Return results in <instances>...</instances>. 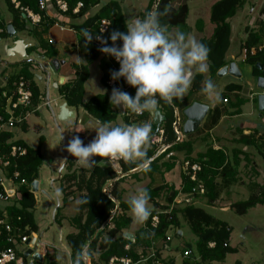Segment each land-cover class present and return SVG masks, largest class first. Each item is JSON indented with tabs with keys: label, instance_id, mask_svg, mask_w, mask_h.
<instances>
[{
	"label": "trees",
	"instance_id": "obj_1",
	"mask_svg": "<svg viewBox=\"0 0 264 264\" xmlns=\"http://www.w3.org/2000/svg\"><path fill=\"white\" fill-rule=\"evenodd\" d=\"M5 1L8 9L14 14V16L16 14L15 18L20 17L22 14L21 11L14 7L11 0ZM17 1L21 7H27L34 12L42 14L38 5L39 0ZM65 1L68 5V11L66 13L70 14L78 2L82 3V7L78 13H82L86 11L88 7L97 4L100 0ZM154 2L155 0H149L148 7L142 14L141 19L151 10L160 11L163 13L160 18L161 23L167 30L175 28L176 31L177 29L182 30L188 35L189 27L186 24L188 11L186 6L172 9L168 6L170 0H159L156 7L152 9ZM245 3L246 0H218L213 3L210 8V21L214 25L213 34L210 38L201 39L199 42L204 43L209 48L207 62H209V74L211 75L217 73L226 64L225 55L229 48L231 36V26L227 20L233 17L236 11L242 8ZM260 13L261 16H263V24L264 8L261 9ZM102 18L109 19L110 26L105 33L99 34L97 24ZM82 28H89L88 31L90 34L95 36L99 35L103 39H107L113 30L126 32V22L121 12L119 2H110L109 4L107 3L102 6L100 12L86 21ZM4 34L5 32L3 29L0 33V37L4 36ZM95 36L90 42L85 41V36L80 38L78 41V47L84 56L85 63L74 65V78L62 84L58 88L57 93L65 100L68 106L75 108L81 107L97 122H108L111 124L115 123L119 115L118 108H114L109 102V96L112 89L119 88L132 96L135 94V89L128 86L123 78L115 81L114 86L108 85V82L111 80L110 73L119 69V63L115 62L114 58L111 56L108 60L103 58L104 54L99 51V48L103 45L100 41L95 39ZM261 36L262 33L259 35L258 33L249 32L244 48L249 49L258 44ZM111 44L112 42L109 40L108 45L111 46ZM120 44L121 41L117 40L116 45L119 46ZM261 53L262 52H258V54ZM256 54L254 56H256ZM257 58L258 57L252 58L250 59L251 61H249L253 64V72H257L258 70L254 66L256 61H258ZM96 60H99V66L102 70L100 82L107 89V92L93 95L83 101L84 84L89 77V66ZM20 77H23L30 83V88L32 90V106L36 107L40 103V94L34 83L33 75L25 67L22 72L10 77L5 87H0V110L5 102V98H3L1 94L2 91L7 90L10 94L12 90V82L19 80ZM202 80V75H196L191 82L192 88L198 89ZM236 87L238 86L228 85L227 89L231 90ZM178 103L179 99H175L171 105L159 101V105L164 109V121L160 127L163 129V141L171 145L161 153L162 155H159L147 165V170L144 168L142 171L145 174L151 175L152 172L160 173L162 169L169 170L173 167V162L168 163V161L173 158L180 159L182 164L184 161L197 163L200 166V171L197 172V178L199 181L203 182L205 192L202 195H197L194 200L197 199V197H200L202 203L198 205L194 203L177 205L169 215H160V222L156 228H137L134 232V241L132 242L124 236V230L129 229L134 217L128 215V213H131L127 203L128 199L126 201L122 200L120 197L121 193L118 191L120 182L123 180L124 176L117 177L118 175L116 171L111 166H94L91 169L76 166L69 155L64 165L66 173L62 174L60 178V189L63 198L66 199L69 196H72L75 197L77 201L81 198L88 199V203L86 204L77 203L78 214L70 221L76 230L75 233H70L66 237L68 246L71 245L69 247L71 257L74 255L78 246L92 236H94L95 239L92 240L91 248L86 254V258L88 259V262L90 261V264H108L109 259L113 256H127L135 263L139 260L140 255L147 254V250L152 243L155 244L157 256L161 257V249L157 247V241L164 240L165 234L171 225L175 228H180L183 222L188 225L189 230L196 237V248L199 262H219L225 259L227 253H233L236 251L229 246L231 227H229L228 223L219 219V217L210 214L201 205L207 204L208 206H213V203L222 193L217 189H222V186H228L237 181L236 170L239 166L237 156L240 152H233L232 159H229L223 149L207 147L203 153L201 152L196 156H193V140H185L183 138L181 141H175L176 135L173 132L172 123L175 120L174 108L176 109ZM125 111L126 115L123 118V125H131L134 121L142 119L146 114L135 115L130 111ZM220 116L221 111H219L218 108L213 109L209 126L217 123ZM27 128L28 126L25 120L20 125L19 129L26 131ZM154 129L155 127L152 128V133ZM194 132V134H199L201 130L195 129ZM194 134L187 133L185 135L190 137ZM12 138V131H0V157L2 159H9L10 166L7 168L8 172L11 173L12 170H18L20 174L19 178H24L26 183L18 185L16 195L6 203L5 207L9 222L19 228L20 235H29L31 232H37L38 230L33 214L36 200L34 194L31 192L30 184L32 181L38 179L43 155L39 148H33L26 145L21 140H12ZM202 138L203 136L200 137V139ZM12 144L25 147L27 149L26 155L17 157L8 156L9 148ZM170 152H174V155H168ZM152 155V150L147 151L148 158ZM167 155L168 157H166ZM163 158H166L167 160L162 161ZM139 164H141L140 161L130 163L128 161L124 162V160H120V172L127 173L139 166ZM217 178H220L219 183H217ZM181 180V189L183 192L190 191V189L196 185V182L190 180L189 176L183 171ZM17 181H19V179ZM109 182L111 183L107 186L108 192L105 193L103 192V189ZM254 187L258 189L259 192L251 191L252 194L248 199L236 201L231 204V209L237 214L243 215L249 208L257 205H264V184L250 185L251 190H253ZM144 189L147 190L150 197L149 202L152 203L151 213L155 212L159 207L161 209L169 207L178 191L175 190L172 185H162L157 187H150L148 185ZM115 201H117L118 205L116 212L113 214L112 211L116 207ZM159 201H162L163 204L160 205ZM0 204L3 205V203ZM1 213L0 209V215ZM57 215L58 213L56 211L54 216L55 222L57 221ZM18 217L19 219L17 220ZM106 236L110 238V243H105ZM210 242H213L214 246L209 247L208 244ZM125 245L129 246L127 250L125 249ZM4 246H6V243L1 239L0 248ZM93 253H97L99 262L95 261ZM163 262L164 264H173V260L170 258ZM146 264H150V261Z\"/></svg>",
	"mask_w": 264,
	"mask_h": 264
},
{
	"label": "crops",
	"instance_id": "obj_2",
	"mask_svg": "<svg viewBox=\"0 0 264 264\" xmlns=\"http://www.w3.org/2000/svg\"><path fill=\"white\" fill-rule=\"evenodd\" d=\"M115 1L119 2L120 4L121 12L124 16L126 24L132 23L136 19H141V16L147 9L149 3V0H133L131 3L128 0H100L97 4L88 7L86 11L82 13H78L80 10L79 8L77 12L72 11L70 14H67L59 11L53 0H43L45 6L44 9H40L42 14L34 12L30 9L34 14H39L41 17L39 23H32L30 19L22 14L20 17L15 18L16 14L14 16V14L8 9L6 1L5 6L0 2V27L4 29L5 32L4 36L0 37V87H5L10 77L19 74L26 67L33 75L34 83L39 90L40 98H42L40 99V103L38 105L45 103L47 107L48 100L46 98L49 97L50 103H54L56 101L58 105L62 106V103H64L65 100L58 95V88L62 84L74 78V65L85 63L84 56L78 47V41L80 38L85 36V33H89V28H82V26L86 21L99 13L102 9V6L107 3L109 4L110 2L114 3ZM198 1L199 0H170L168 6L172 9H178L181 6L187 7L188 13L186 24L189 27L188 36L199 42L201 39L210 38L213 34L214 25L210 21V8L212 4L218 0H204L205 2L202 4L198 3ZM262 8H264V0H246V3L243 5V7L236 11L237 15H234L227 20L231 26V36L229 48L225 55V66L234 64L238 72L236 74L235 72L232 74L226 72L220 75L217 73L211 75L209 74V62H207V70L202 73L196 68L188 66L189 70L192 71V80L198 74L203 76V80L198 89L192 88L191 84L189 90L183 95L182 98L179 99L176 109L174 108L177 113V118L179 124L181 125V129H183V125L187 120L184 114L185 109L194 102L206 105V114L196 128V130L200 129L201 132L199 134H194V130L190 132L191 134H194L190 137L184 134L185 140L190 139L194 141L192 145V155L196 156L198 153H203L207 147H212L213 149H223L228 155V158L232 159L233 152L239 151L240 154L237 156L239 166L236 170V177H239L238 172H240L241 168L244 169V167L248 166L250 169H252V176L249 180L251 183L257 185H262V181L260 180L262 176V170L260 166L262 164L260 163L259 165L255 163V158L257 154H261L264 160V153H261V151L258 149L260 142L261 146L264 144V133H262L263 129L261 127L252 122L251 116L256 111L264 112L258 108L257 99L258 95L264 92V90L258 86V78L264 77V73L260 69H258L257 72H253V64L249 61H251L250 59L252 58L258 57V61H256V63H264V38L261 36L258 44L250 47L253 48L257 45L262 46L263 50L261 51V54H258L257 52L256 56L253 55L249 58L247 57L246 59L243 53V48L249 32L258 33L259 35L262 33L261 28L263 24L260 13ZM8 25L13 27L14 33L12 36L7 34L6 27ZM60 27H63L64 29H60ZM53 31H56L57 35H55ZM168 32L172 37H174L176 29L171 28L168 30ZM109 57L110 56L105 54L103 55L105 60H108ZM53 63L56 64V67ZM93 63H97L98 70H95V77H91V72L89 69V77L84 84L83 101L93 96L87 94L86 86L92 81L93 78L100 82V78L102 76L99 60H96ZM93 63L91 65H93ZM97 71L99 73H97ZM209 79L216 84L217 91L219 93L218 100L215 98L208 99L201 92L204 82ZM38 81L44 83L45 86L43 91L37 83ZM228 85H236L238 87L230 90L227 89ZM50 89H54L53 97H50ZM104 92H107L105 87ZM228 94L235 95L237 100L232 101ZM224 98L228 99L227 102H223ZM159 108V112L154 117L146 113L142 119L132 123L140 124L147 121L152 124V128L155 127L147 147V151H153V155L150 157V162L159 155H162L160 152V147L167 146L168 149L171 145L165 143L163 141V137L161 138L160 143H151V138L155 134L156 130L161 129L160 127L164 121V109L161 108L160 105ZM215 108H218V110L221 111V116L217 123L209 126L211 114ZM63 110L64 112L62 113V117L64 118L61 123H58V126L64 127V129L61 131L66 133L68 138L67 141L72 138L73 133L78 134L77 136L81 135V137L83 136L85 138L86 136L92 137L91 140L94 138V129L98 127L99 124L95 119L89 116L83 108H75L67 105L66 108L63 106ZM58 111L59 110L57 109L55 113ZM118 111L119 115L117 120L115 123H111L113 126H123V118L126 115V111L120 108H118ZM42 112L43 108L33 113L39 115ZM26 123L29 128V123L27 120ZM19 131L22 130L19 129ZM202 136L203 138L200 139ZM44 144L45 140L40 137L37 141L38 146L36 148L40 149V147ZM64 149L65 145L64 148H61L60 145L56 143L55 148L51 147V151L53 153H47L46 151V156L43 157V161L44 158L47 157L48 163L50 165L55 164L54 166L57 167V173L65 160L66 151ZM168 155H174V152H170ZM168 155L166 157H168ZM70 158L73 160L76 166L86 167L88 169H91L94 166H111L116 171L118 175L117 177L124 176L123 180L120 182L118 190L121 193V199L124 201L135 195L137 192L143 190L148 185L150 187L172 185L175 190H178L182 186V162L180 159H170L168 163L173 162V167L169 170L162 169L160 173L152 172L151 175H149L142 171L145 167H143L141 164L127 173L120 172L119 161L122 159L118 158L107 160V158H101L98 156L93 157V160H95L96 163L90 166L77 163L76 160H74V157L71 155ZM102 159L104 162H101ZM166 160V158H163L162 161ZM137 161L139 160L132 161L130 163H136ZM56 179H58V177H56ZM56 179L54 175H51L49 179L50 181L52 180L51 185L56 189H54L55 193L58 190L56 184L58 183L59 188L61 185L58 181L56 184L53 183V181ZM217 181L216 182L219 183L220 178H217ZM237 182L241 183V186L243 187L247 186V183H245L243 179H239V181L237 179L235 183ZM110 183L111 182H109L108 185ZM231 185L222 186V189L218 188L217 190L220 193L222 192L221 194L225 192L227 195H235L237 193L236 187H231ZM130 192H132V195ZM44 194H47L45 190ZM221 194L219 197H221ZM240 195L243 194L241 193ZM39 198L37 200H39ZM49 199L52 201L50 197ZM68 200L77 202V199L75 200V198L72 196H69ZM195 202L202 203L201 198L197 197ZM115 203L117 204V201H115ZM149 204L152 205L151 202H149ZM159 204H163V202L159 201ZM5 206L6 204L4 206L1 205V207ZM63 208H66L65 203ZM73 208L74 207H71L70 210L72 211ZM50 209L51 208L48 207V210ZM151 209L152 208H150V210ZM223 209L220 208V211H223ZM73 215L74 214L67 215L63 213L61 218L56 222L58 231L55 233V235L57 234L58 236L60 242L59 245L53 243L54 234L51 233L50 229H46V231H44L45 223L41 227V223L34 219L38 230L37 232H31V237L33 235H37L36 241L38 242V245L33 247V253H37L39 258L37 257L34 259L31 256L23 257L25 246L24 244L17 245L16 247L19 258L18 262L20 264H58V262L55 260L57 250H64V264H70L71 252L66 237L68 234L76 232L74 226L70 222ZM128 215L133 217L132 212L128 213ZM43 222L44 221H42V223ZM144 223L138 224L135 219H133L129 229L124 230V234L130 233L134 237L135 230L139 227H143ZM178 236H182V231L180 229H178ZM156 245L160 248L161 240L157 241ZM160 253L163 261L170 258L173 260V264H175L174 256L169 254L168 251L161 250ZM185 259L186 258H184V260ZM186 263L189 264L188 261H186ZM86 264H90L88 259L86 260Z\"/></svg>",
	"mask_w": 264,
	"mask_h": 264
},
{
	"label": "clouds",
	"instance_id": "obj_3",
	"mask_svg": "<svg viewBox=\"0 0 264 264\" xmlns=\"http://www.w3.org/2000/svg\"><path fill=\"white\" fill-rule=\"evenodd\" d=\"M162 15L160 11H150L142 19L127 23L126 32L113 30L107 39L85 33L86 42H90L95 36L103 45L99 51L119 63V69L110 73L111 79L118 81L123 78L128 86L135 89L132 96L119 88H113L109 102L114 108L127 110L135 115L148 113L154 117L160 110L159 101L171 105L189 90L192 71L188 66L201 73L207 70V45L190 38L179 29L172 37L161 23ZM109 40L112 42L111 46L108 45ZM117 40L121 41L119 46L116 45ZM201 92L208 99H219L216 84L210 79L204 82ZM98 124L94 129L95 136L89 143L85 144L79 136H73L65 145L64 150L74 157L77 163L90 166L96 163L93 157L97 156L107 160H139L147 170L150 163L147 147L152 134L151 123L145 121L123 126H113L108 122ZM182 133L185 134L183 130ZM149 199L146 189L128 199V206L138 224H143L151 215ZM77 203L86 204L88 199L81 198ZM93 239L94 236L78 246L70 257V264H83ZM110 242V238L106 236L105 243ZM55 260L58 264H64V250H57Z\"/></svg>",
	"mask_w": 264,
	"mask_h": 264
},
{
	"label": "rangeland",
	"instance_id": "obj_4",
	"mask_svg": "<svg viewBox=\"0 0 264 264\" xmlns=\"http://www.w3.org/2000/svg\"><path fill=\"white\" fill-rule=\"evenodd\" d=\"M128 1L131 3L133 0ZM205 1L199 0L198 3L202 4ZM0 2L2 3V5L5 6L4 0H0ZM235 15H237V13ZM53 33L57 35L56 31H53ZM89 69L91 72V77H95V70H98L97 63H93V65H90ZM97 73L99 72L97 71ZM37 83L43 91L45 86L44 83L39 81ZM86 91L88 95L101 94L104 93V87L100 84V82L93 78L92 81L86 86ZM53 96L54 89H50V97ZM228 96L232 101L237 100V97L235 95L228 94ZM41 108H43V112L39 115L30 113L26 117V120L29 123V128L27 131H19L18 127L12 130V132H14L12 140H22L23 142L28 144V146L36 148L38 146L37 141L40 137H42L45 140V144L40 147V151L44 157L46 156V151L47 153H53L51 151V147L55 148L56 143H58L61 148H64L65 143L62 140L59 131V128L63 130L64 127L59 126L58 128L55 125V122L52 119L51 112L46 107V105H43ZM56 110L57 108L54 107L55 112ZM251 117L252 122L261 127L263 129L262 133H264V112L256 111L252 114ZM58 123H61V121H58ZM89 126L92 127L91 125ZM63 134L67 140L68 138L66 133ZM75 135L77 136L78 134L73 133L72 137ZM79 137L86 144L89 143L92 138L88 136H86V138L83 136L81 137V135H79ZM259 145L261 146V142ZM260 146H258L259 151H261V153H264V144H262L263 147ZM255 163L259 165L260 163L262 164L260 166L262 170V176L260 180L262 181L261 184L263 185L264 160L261 154H257L255 158ZM54 165H50L48 163L47 157H45L44 161H42V165L40 166L38 173L40 198L39 200H36V204L33 209V214L34 219L41 223V227L45 223L44 231H46V229H50L51 233L54 234L53 243L59 245L60 242L58 236L57 234L55 235V233L58 231L56 226L57 221H54L55 213L56 211L58 213V215L56 216L57 220L61 218L63 213L67 215L74 214L73 217H75L78 214V204H76L77 202H72V200H68V198H63V194L60 188L58 187L57 183V181L60 183V179H56V177H58L57 167H55ZM64 173H66L65 168H63V170L61 171V175ZM51 175H54L56 179L55 181H53L54 184L57 183L56 186L58 190L56 193V189L51 185L52 180H49ZM238 175V181L239 179H243V181L247 183L246 187L241 186V183L239 182L233 183L231 185V187H236L238 194L236 193L235 195H227V193L224 192L223 194H221V197H219L213 203V206H208L207 204L201 205L207 212L219 217V219L228 223L229 227H231L229 246L234 248L236 251L233 253H227L225 259L219 262H199L196 248V237L194 234L191 233L188 225L183 222L180 228H175L169 231L171 241L168 253L174 256L175 264H186V261H188L189 264H264V205H257L255 207L249 208L247 212L243 215H239L231 209V204H233V202L248 199L253 191L259 192V190L255 187L253 188V190H251L250 188V185L253 184L249 180L252 176V169H250V167L246 166L244 167V169L241 168L240 172H238ZM44 190L47 194H44L42 192ZM239 193H242L243 195H240ZM130 194L132 195V192H130ZM48 195L53 202L49 199ZM64 203L66 208H63ZM197 203L198 202H195V204ZM48 207H50L51 209L48 210ZM71 207H74L72 211L70 210ZM148 207L152 208V205L148 203ZM220 208H224L223 211H220ZM42 221L44 222L42 223ZM178 229L182 231L181 237L178 236ZM187 248H189V250H192V252L191 256L184 260V257L182 256V251ZM97 256V253H93L95 261L99 262ZM84 264H86V260L84 261Z\"/></svg>",
	"mask_w": 264,
	"mask_h": 264
},
{
	"label": "built area",
	"instance_id": "obj_5",
	"mask_svg": "<svg viewBox=\"0 0 264 264\" xmlns=\"http://www.w3.org/2000/svg\"><path fill=\"white\" fill-rule=\"evenodd\" d=\"M159 0H155L153 9L156 7ZM14 4L15 8H18L22 15H25L32 23L40 22V15L34 14L29 8L21 7L17 0H11ZM38 5L40 9H44L43 0L38 1ZM55 6L59 11L65 13L68 11V5L65 0H55ZM82 7V3L78 2L72 11L77 12L79 8ZM263 20V16L261 18ZM110 26V20L107 18H102L98 21L97 28L98 33L103 34L107 31ZM60 29H64L60 27ZM2 28L0 27V33L2 32ZM99 36V35H98ZM262 37L264 38V23L262 25ZM99 41V40H98ZM263 50L262 46H256L253 48H243L244 56L249 57L255 55L257 52H261ZM115 60V59H114ZM115 62H117L115 60ZM115 81L110 80L108 85L114 86ZM2 97L5 98L4 105L0 110V131L2 130H10L12 131L16 127H20V125L26 120V117L35 111L40 110L43 105H37L36 107L32 106V90L30 88V83L28 80L20 77L19 80H15L12 82V90L10 94L7 90L2 91ZM42 99V98H39ZM223 102H227V98L223 99ZM6 116V117H5ZM175 120L172 123V129L175 133V141H181L184 138L182 130L180 128V124L177 118V113L174 110ZM158 135V136H157ZM163 135V129L156 130L155 134L151 138V143L157 144L161 142V138ZM160 152L162 153L167 146L160 147ZM27 153V149L21 145L12 144L9 148L8 156L17 157L24 156ZM10 166L9 159H2L0 157V203L6 204L11 198L16 195V191L19 184L26 183L24 178H19L20 174L18 170H12L11 173L8 172L7 168ZM182 171L185 172L190 180L195 181L196 185L190 189L188 192H183L181 188L178 189L177 194L173 198L169 207L166 209L157 208L155 212L151 213L149 218L145 221L143 227L147 228H156L160 222V215L167 214L177 207V205H185V204H193L195 202L194 198L197 195H202L205 192V188L203 182L199 181L197 178V172L200 171V166L197 163H190L188 161H184L181 167ZM60 178V176H58ZM19 179V181H17ZM16 184V185H15ZM108 185V184H107ZM103 192H107V186L104 187ZM1 205V204H0ZM1 215H0V240L3 239L6 243V246L0 248V264H20L18 262V252L17 245L25 246L24 252L26 249L30 248L33 251V247L38 245L37 235H33L31 237V233L29 235H20L19 228L15 227L9 222L6 207H0ZM117 210V204L114 210L115 213ZM170 218V217H169ZM19 217L17 218V220ZM175 229L174 226H170L165 234L164 240L161 241L160 249L162 251H168L170 249V241L171 236L169 231ZM131 241H134V238H131ZM209 247L214 246L213 242L208 244ZM128 245H125V249H128ZM23 252V251H22ZM23 252V253H24ZM30 256V255H29ZM182 256L187 258L191 256V250L185 249L182 252ZM87 260V258L85 259ZM150 261V264H164L161 257L157 256L155 244L152 243L147 250L146 255H140L139 260L135 263L131 260V258L124 257H116L113 256L109 259L108 264H146Z\"/></svg>",
	"mask_w": 264,
	"mask_h": 264
},
{
	"label": "water",
	"instance_id": "obj_6",
	"mask_svg": "<svg viewBox=\"0 0 264 264\" xmlns=\"http://www.w3.org/2000/svg\"><path fill=\"white\" fill-rule=\"evenodd\" d=\"M6 30H7V34L9 36L13 35L14 30H13V27L11 25H8L6 27ZM53 64L56 67V64L55 63H53ZM255 67L257 69H260L264 73V64L256 63ZM226 72H228L230 74L235 72V74H236L238 71H237V68L235 67L234 64H230V65L222 67L217 72V74L220 75V74L226 73ZM258 86L264 90V77L258 78ZM46 99L48 100L47 108L51 112L52 119L55 122V125L59 128L58 121H63V118H64V117H62V113L64 112L63 106L66 108L67 104H66V102H64V103H62V106H61V105H58L56 103V101L54 103H52V102L50 103L49 97H47ZM257 99H258V108L261 111H264V92L262 94H259ZM54 107H56L59 110L57 113H55ZM206 111H207L206 105H202L198 102H194L192 105H190L188 108H186L184 111V114H185L187 120H186L185 124L183 125V129H182L183 132L186 134V133H190V132L194 131L198 127L199 123L203 120V117L205 116ZM59 131L61 134V138L66 145L68 141L65 139L64 134L60 128H59ZM68 157H69V153L66 152L64 163L61 165L60 169L58 170V176H61V170H62L63 166L65 165ZM30 188H31V192L34 193L36 200H37L39 198V193H40L38 179L31 182ZM42 192L44 193V191H42ZM124 236L126 238H128L129 240H131V238L133 237V235L130 233H126ZM29 255L34 259L37 257L39 258L37 253H33L32 249H30V248L26 249V251L23 253V257H28Z\"/></svg>",
	"mask_w": 264,
	"mask_h": 264
}]
</instances>
